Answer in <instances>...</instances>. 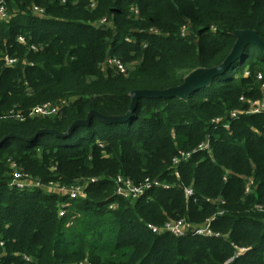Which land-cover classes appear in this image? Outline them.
<instances>
[{"label": "trees", "instance_id": "1", "mask_svg": "<svg viewBox=\"0 0 264 264\" xmlns=\"http://www.w3.org/2000/svg\"><path fill=\"white\" fill-rule=\"evenodd\" d=\"M3 1L10 16L0 20V264H264V113H240L229 129L213 123L264 100V51L254 44L186 98H139L123 122L92 117L64 138L35 137L67 133L91 111L126 115L133 91L174 88L221 65L237 31L264 42V0ZM34 5L44 17L32 14ZM4 55L17 64L5 66ZM109 58L130 65L126 73ZM46 102L60 111L29 115ZM206 140L209 151H193ZM179 150L191 155L174 167ZM16 170L43 188L13 185ZM117 176L169 187L129 200L115 194ZM50 183L84 185V197L69 199ZM181 218H212L218 236L148 228Z\"/></svg>", "mask_w": 264, "mask_h": 264}, {"label": "built area", "instance_id": "2", "mask_svg": "<svg viewBox=\"0 0 264 264\" xmlns=\"http://www.w3.org/2000/svg\"><path fill=\"white\" fill-rule=\"evenodd\" d=\"M92 6V5H91ZM32 14L37 17H44L45 12L44 9L38 6H32L31 8ZM137 11V10H135ZM9 13L7 11V7L3 0H0V20H7L9 19ZM105 19H102L100 23H105ZM214 29V28H213ZM187 33V29L185 26L181 29V35H185ZM18 41L22 44L25 43V39L23 36H19ZM32 49L35 50L34 46H31ZM2 61L5 66L7 67H13L17 64L18 60L15 57H10L8 55H4L2 58ZM106 64L110 67H114L116 70H118L121 73H126L127 68L125 65H123L119 59L117 58H109L107 59ZM258 78H261L260 75H258ZM262 89H264V84L262 85ZM241 100H244V98H241ZM248 109L246 111H238L233 110L229 114V118L227 120H224L225 118H216L213 120V123L220 124L222 123L223 127L225 129H229V119H236L237 116L240 113H249V114H261L264 113V100H248ZM62 104H51L50 102H46L40 105H37L34 107L29 115L30 116H44V115H51L58 113L60 111ZM197 150H210L209 141L206 140L199 144V146L194 149L193 151ZM191 155V152H185L182 150L178 151V154L172 159L173 166L176 167L181 161L187 160ZM14 167V164H12ZM175 175L178 177L177 171H175ZM12 184L16 185L18 188H25V187H40L43 188L42 184L38 181H34L30 179L26 174H22L19 171H13V180ZM116 184V191L115 194L123 197L125 199L129 200H135L139 197L143 196L145 192L152 187H161L164 189H167L169 186L163 183H160L157 180L150 181L145 180L143 183L139 185H134L130 179L123 178L122 176H117L115 179ZM49 190H52L54 192H57L63 196H67L69 199H78L81 197H84L85 192V186L84 185H72L69 187H59L54 184H49L47 186ZM249 187H246V192L248 191ZM184 194L186 197H189L192 195V189L191 188H185ZM66 205L62 204L59 211V216H64L66 213ZM114 205H109V208H112ZM211 219H207L203 224L201 225H194L191 222L187 221L186 219H178V220H169L164 223L162 227H158L152 224L148 225V228L151 229L155 233H161V232H168L176 237H182L186 234H194V235H201V236H218V233H215L212 231L211 228ZM246 251V249H239L237 254H240L242 252ZM23 258L26 261H29L30 258L28 256H23Z\"/></svg>", "mask_w": 264, "mask_h": 264}, {"label": "water", "instance_id": "3", "mask_svg": "<svg viewBox=\"0 0 264 264\" xmlns=\"http://www.w3.org/2000/svg\"><path fill=\"white\" fill-rule=\"evenodd\" d=\"M234 36L236 38V42L228 55V57L225 59V61L216 67L208 68V69H198L191 74H189L185 81L177 87L170 88L167 90H137L133 91L131 93V106L129 111L124 116H103L99 114L96 111H91L88 115L87 120H78L75 121L69 128L67 133H59L54 130H40L35 137L44 134V133H54L56 136L64 138L71 134L77 127L79 126H85L87 125L92 117H97L104 123L110 124V123H120L125 120H127L131 114L133 113V110L135 108V105L137 103V100L139 98H156V97H181L186 98L191 92L195 91L198 88L206 86L212 77H214L216 74L222 72L225 68H227L240 54L241 50L245 45L248 43L254 44L258 48L264 51V42L255 34L253 31H237L234 33Z\"/></svg>", "mask_w": 264, "mask_h": 264}, {"label": "rangeland", "instance_id": "4", "mask_svg": "<svg viewBox=\"0 0 264 264\" xmlns=\"http://www.w3.org/2000/svg\"><path fill=\"white\" fill-rule=\"evenodd\" d=\"M4 3H5V1H4ZM129 66H130V65H129ZM129 66H128V67H129ZM128 67L126 66V68H128ZM45 189H47V188H45ZM47 190H48V189H47Z\"/></svg>", "mask_w": 264, "mask_h": 264}]
</instances>
